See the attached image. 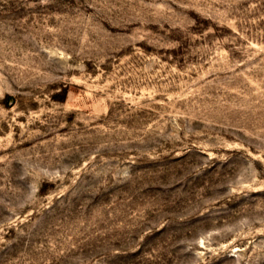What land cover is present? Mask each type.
I'll return each instance as SVG.
<instances>
[{
    "label": "rangeland",
    "instance_id": "374dc122",
    "mask_svg": "<svg viewBox=\"0 0 264 264\" xmlns=\"http://www.w3.org/2000/svg\"><path fill=\"white\" fill-rule=\"evenodd\" d=\"M0 264H264V0H0Z\"/></svg>",
    "mask_w": 264,
    "mask_h": 264
}]
</instances>
